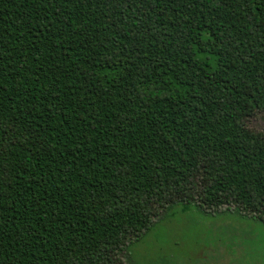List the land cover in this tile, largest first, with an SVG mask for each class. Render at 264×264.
<instances>
[{"label": "trees", "instance_id": "16d2710c", "mask_svg": "<svg viewBox=\"0 0 264 264\" xmlns=\"http://www.w3.org/2000/svg\"><path fill=\"white\" fill-rule=\"evenodd\" d=\"M264 0H0V264H127L176 205L264 222Z\"/></svg>", "mask_w": 264, "mask_h": 264}, {"label": "rangeland", "instance_id": "374dc122", "mask_svg": "<svg viewBox=\"0 0 264 264\" xmlns=\"http://www.w3.org/2000/svg\"><path fill=\"white\" fill-rule=\"evenodd\" d=\"M264 134V112L247 120ZM127 264H264V222L236 211L179 204L131 247Z\"/></svg>", "mask_w": 264, "mask_h": 264}]
</instances>
